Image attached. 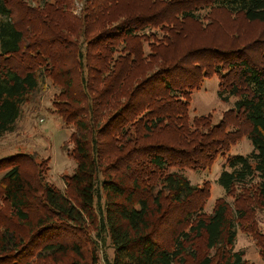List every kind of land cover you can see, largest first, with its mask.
I'll list each match as a JSON object with an SVG mask.
<instances>
[{"label": "trees", "instance_id": "obj_1", "mask_svg": "<svg viewBox=\"0 0 264 264\" xmlns=\"http://www.w3.org/2000/svg\"><path fill=\"white\" fill-rule=\"evenodd\" d=\"M84 2L0 0V136L49 79L76 161L61 190L35 154L0 158V264H252L239 230L264 261V28L236 38L218 16L264 25V0ZM214 75L235 99L218 123L191 116ZM244 134L253 150L229 154ZM220 157L227 196L207 212L210 183L184 171Z\"/></svg>", "mask_w": 264, "mask_h": 264}, {"label": "rangeland", "instance_id": "obj_2", "mask_svg": "<svg viewBox=\"0 0 264 264\" xmlns=\"http://www.w3.org/2000/svg\"><path fill=\"white\" fill-rule=\"evenodd\" d=\"M25 1L27 5L30 3L32 7L38 2V0ZM73 2L75 3L73 10L77 14L82 15V9L85 6L84 0H73ZM220 12L221 14H218V16L222 21L224 20V23H220L219 25L220 31L225 33L228 30L231 32L235 30L236 38H239L241 36L240 34L245 38V35L248 33L255 34L264 28V25L257 21L249 22L241 16L230 19V15L227 12ZM16 15L20 17L22 12L17 11ZM188 27L194 31L192 25ZM82 44H84L83 41ZM218 84L219 78L214 75L206 78L201 87L192 93L191 116L210 115L212 121L218 123L224 113L234 106V98L229 102H224L219 99ZM57 91L58 88L47 79L40 84L36 92H33L29 96V101L22 106V114L14 130L0 136V158L19 152L35 154L37 159L42 161L39 169H42L46 173L45 178L47 181H51L61 190H65L64 176L74 172L76 161L68 154L70 148L73 147V143H70L69 140L72 129L64 125L60 116L54 112L52 105L53 97ZM63 144L67 149L63 147ZM252 150L253 145L247 135L244 134L233 143L228 153L245 155L249 154ZM224 163L225 158L220 157L210 169L202 171L188 169L184 171L194 184L210 183L212 189L211 196L205 206L207 212L212 211L217 198L227 196L224 189L217 183ZM2 175L3 173L0 172V178ZM227 198L229 201L231 200L230 197ZM254 224L259 232L264 233L263 210H256ZM235 248L243 250L245 252V258L252 264H264L259 254V249L249 233L243 230L238 231ZM105 252H107L109 258H113L114 250L110 245L106 247ZM30 259H28V262Z\"/></svg>", "mask_w": 264, "mask_h": 264}]
</instances>
